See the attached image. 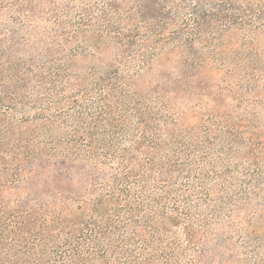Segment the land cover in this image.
Here are the masks:
<instances>
[{
    "label": "trees",
    "instance_id": "obj_1",
    "mask_svg": "<svg viewBox=\"0 0 264 264\" xmlns=\"http://www.w3.org/2000/svg\"><path fill=\"white\" fill-rule=\"evenodd\" d=\"M0 264H264V0H0Z\"/></svg>",
    "mask_w": 264,
    "mask_h": 264
}]
</instances>
